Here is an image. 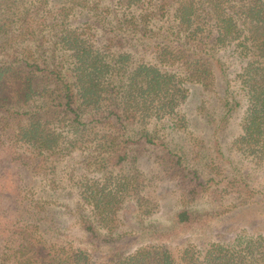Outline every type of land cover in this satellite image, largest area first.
I'll return each mask as SVG.
<instances>
[{
  "label": "trees",
  "instance_id": "trees-1",
  "mask_svg": "<svg viewBox=\"0 0 264 264\" xmlns=\"http://www.w3.org/2000/svg\"><path fill=\"white\" fill-rule=\"evenodd\" d=\"M226 53L240 63L233 87ZM219 72L218 99L243 110L235 150L261 166L264 0H0V264H264L259 227L179 255L165 241L97 254L119 243L132 201L152 211L138 196L147 158L178 177L180 225L215 183L260 204L248 174L204 179L179 140L190 87L208 91ZM77 155L73 184L59 164ZM74 192L76 239L55 213Z\"/></svg>",
  "mask_w": 264,
  "mask_h": 264
},
{
  "label": "rangeland",
  "instance_id": "rangeland-1",
  "mask_svg": "<svg viewBox=\"0 0 264 264\" xmlns=\"http://www.w3.org/2000/svg\"><path fill=\"white\" fill-rule=\"evenodd\" d=\"M225 61L228 66L226 77L233 87L234 74L239 70L240 63L228 53L225 54ZM225 80L219 72L210 91L197 84L190 87V97L183 106L189 120V130L180 132L179 140L185 142L189 167L201 171L204 179L216 177L220 180L226 174L236 172L248 174L251 183L259 187L263 194L264 164L258 166L235 150L233 141L241 133L243 110L238 108L228 112L224 101L218 99L217 91H222ZM141 165L145 171L143 179L146 185L138 190V196L147 201L152 211L140 217L132 201L122 210L124 224L119 243L114 248H102L97 254H115L114 250L117 249L123 253L131 252L149 242L165 241L179 255L189 245L202 246L209 241L229 240L237 232L251 234L258 227L264 232L261 194L258 197L261 205L252 198L242 202L235 193H222L221 188L226 182L215 183L202 198L189 205L198 215L196 221L187 225L178 224L175 220L176 213L181 208L177 190L178 177L172 171L166 172L150 158L144 159ZM59 167L62 171L60 175L64 179L71 178L73 184L78 183L85 175L78 155L76 159L63 161ZM95 177L97 178L96 175ZM65 181L70 183L69 180ZM67 195H57L61 206L56 207V218L62 228L68 226L71 237L76 239L81 233L77 229L74 215L68 210L78 206V198L75 192ZM138 202L144 206V200Z\"/></svg>",
  "mask_w": 264,
  "mask_h": 264
}]
</instances>
